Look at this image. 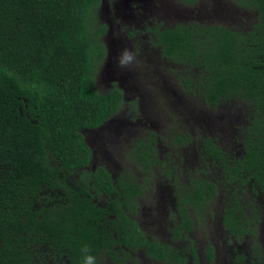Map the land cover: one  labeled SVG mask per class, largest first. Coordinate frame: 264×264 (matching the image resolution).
<instances>
[{
	"label": "trees",
	"instance_id": "16d2710c",
	"mask_svg": "<svg viewBox=\"0 0 264 264\" xmlns=\"http://www.w3.org/2000/svg\"><path fill=\"white\" fill-rule=\"evenodd\" d=\"M101 1L0 0V264H80L84 244L109 264H188L179 244H192L195 224L211 223L218 212L220 231L250 235L254 255L264 258V0H252L257 24L244 30L194 24L156 31L153 46L177 67L171 71L181 89L213 114L240 109L242 121L225 135L204 126V137L175 133L165 143L196 150L199 171L163 158V137L151 132L122 156L135 171L116 175L93 168L84 136L118 116L125 101L119 87L101 94L95 86L107 57L105 27L95 21ZM137 169L149 176L160 169V185L174 197L171 242L148 237L134 219L153 190ZM214 250L206 246L209 263Z\"/></svg>",
	"mask_w": 264,
	"mask_h": 264
},
{
	"label": "rangeland",
	"instance_id": "374dc122",
	"mask_svg": "<svg viewBox=\"0 0 264 264\" xmlns=\"http://www.w3.org/2000/svg\"><path fill=\"white\" fill-rule=\"evenodd\" d=\"M104 1L103 3L101 1L99 4L95 21L99 25H105L102 26L105 27V32L102 36H104L103 41L106 43L109 53L98 71V75L103 79V84H100V82L96 80L95 86L101 94L108 93L115 87H119L125 92V101L120 114L116 117L117 122H114L109 128L97 134L98 137L94 147V166L103 165L115 175L123 171V169L128 168L134 172L135 167L127 165L122 159V156L127 148L133 145L134 141L139 138L147 137L151 132H154L158 137H163L162 139L166 140L163 141L161 139L159 144L161 156L163 158H166L165 156L169 154L168 156H170V158L168 159L173 161L172 163L175 164L173 166L179 164L178 166L182 170L186 169L185 163L186 165H196L198 171L201 170L202 168H200V166L202 165V161L198 159L196 150L190 151L183 147H175L171 150L165 143H170L175 133L189 132L192 134L193 138L204 137L205 135L200 133L201 130L204 129V126L211 132H216L217 134L220 132L222 135H225L228 127H231L232 130V125H237L242 121L240 109L222 106L213 114L212 110L205 105L204 102L189 92L183 91L179 84L178 75L175 73L173 74L171 71V69L177 67L169 62H164L162 59L159 60L156 55L154 57V54L150 56L151 48L145 46L149 40L146 41L144 35V37L139 36L137 42L129 39L130 35L128 36V30H131L130 25L134 23V19L132 23L130 20L127 24L122 26L120 24V18H118L119 21L117 20V23L119 22V29L118 26H107V19L110 20L113 16L112 11L114 9V3L118 4L119 7L117 8L126 11L123 12V14H125L127 13V6L130 7L135 5V0ZM166 1L172 6H168L163 10L176 9V12L180 14L178 17H181L182 13L186 14L188 12V14H194V11H196L195 8H183L179 9V12L174 6L175 0ZM173 19L170 20L171 23H177L179 21H184L183 23L193 22L190 19ZM112 24H114V21ZM98 27L101 26H93V28ZM132 27L137 28V26ZM231 27L244 30L247 25L246 23L240 26L233 24ZM138 30H140V28H138ZM139 32L141 31H138V33ZM125 48L130 49L134 53L136 59L132 65L122 69L116 65V57ZM155 50L159 51L158 48H155ZM145 52L148 53L147 56H145ZM135 107L137 111L133 110ZM206 116L210 117L211 120L207 119L206 122ZM132 120L133 122H128ZM205 132L207 131L204 129L203 133ZM84 136L88 145L93 147L92 143L93 141L95 142V139L92 138V135L88 132H84ZM221 138L224 144L231 140L230 134H228L227 138L224 136H221ZM195 156H197V158ZM136 172L137 175H139V180L149 178L148 180L153 190H150V192L148 191L149 193L145 198L141 199L140 206L142 210L139 212L140 215L134 219L148 237L160 236V238L162 237L165 239V242L169 241V235H167V237L164 236L167 234L164 230H167L168 226H170L167 224L168 222H166L168 218L165 214L168 208L174 205V197L170 194L169 189L162 186V184L160 185V169L155 172L154 176L145 175L138 169ZM167 204L168 207L165 208ZM219 216L220 214L218 212L217 219L211 223L206 224V219V221L201 224H195L194 234L192 235L194 243L189 245V248L195 249L200 264H208L205 254V249L208 244H214L216 246V263H233L232 251L229 246L230 242L227 243L226 235L220 231ZM262 226L264 227V223ZM260 242L264 243V235L263 237L260 236ZM188 244L190 243L182 242L179 244L187 250V254L190 253ZM242 245L246 252L247 248H245V241L242 242ZM140 256L144 260L142 253ZM101 261H103L102 264H109L106 258H103ZM145 262L151 264L148 259H145ZM247 264H251V262Z\"/></svg>",
	"mask_w": 264,
	"mask_h": 264
},
{
	"label": "flooded vegetation",
	"instance_id": "af4514ba",
	"mask_svg": "<svg viewBox=\"0 0 264 264\" xmlns=\"http://www.w3.org/2000/svg\"><path fill=\"white\" fill-rule=\"evenodd\" d=\"M103 2H105V1L102 0V3ZM134 3H135V5H132L130 7L127 6V13H125V14H123V12H126V11H123L120 8H117V7H119L118 4L114 3V9L112 11L113 16L111 17L112 20H111V18H110V20L107 19V26H118V29H119V25H118L119 22L117 23V20L119 21L118 18H120V24L122 26L127 24L130 20H131L130 22L132 23V20L134 19V23H132L130 25L131 30H128V36L130 35L129 39L135 40L137 42V40H138L137 38H139V36L140 37L145 36L146 41L149 40V42H147V44L145 46L151 48V51H150L151 55L150 56H152L154 54V57L156 55V57L159 60L162 59L163 61H166V58L163 59L161 54L155 50V48L153 46V42H152V38L154 39L155 33L158 29L163 30L165 28H170V27H175V26H190V25H194V24H200V25H206V26H208V25H210V26L222 25V26H228V27L233 26V24H236V26H240L241 24H245V23L247 26H255L257 24V14L258 13L256 12V10L253 7L252 0H249V5L247 3L246 6L240 5L235 0H195L193 4H188V3L184 2L183 0H175L174 6L178 10L183 9V8H185V9L195 8L196 9V11H194V14H191V13L188 14V12H187L186 14H188V15H186V14L182 13L181 17H178L180 14L176 12V9H172V10L168 9V10L164 11L166 7L172 6V5H169V3L166 0H135ZM179 12H180V10H179ZM173 18H178V19L182 18L184 20L190 19L193 22L183 23L184 21H179L177 23H171L170 20ZM113 21H114V24H112ZM133 24H135V25H133ZM132 26H137V28L132 27ZM138 28H140V30H138ZM138 31H141V32L138 33ZM103 38H104V36H102V41H103ZM103 43L105 45V49L107 50V56H108L109 52H108L106 43L104 41H103ZM147 55H148V53L145 52V56H147ZM96 77H97L96 80H98L97 82H100V84H103V79L100 75H98V73H97ZM122 92L125 93L124 91H122ZM116 117L112 118V120L110 122L101 126L98 129L85 131V132L90 133L92 135V138L95 139V142L93 141V143H92L93 147H91L89 145L91 150H92L93 157H94V159L91 163L93 168H95V166H94V161H95L94 147H95V143H96V140L98 137L97 134L99 132H101L102 130L109 128V126L111 124H113L114 122H117ZM128 122H133V121H128ZM87 144H88V142H87ZM165 203H166V200H165ZM167 207H168V204L165 208H167ZM175 207H176V205L174 203V205L172 207L168 208V210L165 214L167 218L170 217L171 212L175 211ZM139 215H137L136 218ZM194 229L195 228H193V231H191L189 233L190 238H191L193 243H194V239H193L192 235L194 234ZM165 231L167 232V234L164 236L167 237V235H169V230L167 229V230H164V232ZM155 237L160 238V236H155ZM250 237H251L250 235H246V234L241 238L238 237V239L235 238V236H233V235H231V238L226 237L227 243L230 242L229 246H230V249L232 251V260H233L232 264H247L248 262H251V264H259L258 260L264 259L261 257H256L254 255L255 250L251 247L252 242L250 241ZM169 238H170V235H169ZM160 239L162 241H165V239L162 237ZM243 241H245V244H246V247H245V248H247L246 252H245V249L242 245ZM168 242H171L170 239ZM186 242L190 243L189 241H186ZM190 244H188V246ZM117 249H119V248H117ZM214 249H215L214 250L215 251V261L213 263L208 262V264H218V263H216L217 249H216L215 245H214ZM248 251H249V254H248ZM195 253L197 254V252H195ZM187 255H188V258L190 257L188 264H191V261H192V264H196L194 257L191 254H187ZM244 257H245V260H242L241 258H244ZM252 260H254L255 263L254 262L252 263ZM102 262L103 261H101L100 263L102 264ZM197 264H200L199 259H198Z\"/></svg>",
	"mask_w": 264,
	"mask_h": 264
},
{
	"label": "clouds",
	"instance_id": "9594fccd",
	"mask_svg": "<svg viewBox=\"0 0 264 264\" xmlns=\"http://www.w3.org/2000/svg\"><path fill=\"white\" fill-rule=\"evenodd\" d=\"M134 53L128 49H123L116 57V65L119 68H127L135 61ZM80 264H100L98 257L93 254L90 245L84 244L80 248Z\"/></svg>",
	"mask_w": 264,
	"mask_h": 264
}]
</instances>
